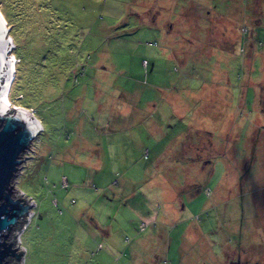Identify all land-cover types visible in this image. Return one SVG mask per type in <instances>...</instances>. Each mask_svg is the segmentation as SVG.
<instances>
[{
	"label": "rangeland",
	"instance_id": "1",
	"mask_svg": "<svg viewBox=\"0 0 264 264\" xmlns=\"http://www.w3.org/2000/svg\"><path fill=\"white\" fill-rule=\"evenodd\" d=\"M0 13L9 110L40 124L13 180L21 264L264 262V0Z\"/></svg>",
	"mask_w": 264,
	"mask_h": 264
},
{
	"label": "water",
	"instance_id": "2",
	"mask_svg": "<svg viewBox=\"0 0 264 264\" xmlns=\"http://www.w3.org/2000/svg\"><path fill=\"white\" fill-rule=\"evenodd\" d=\"M5 32L0 26V94L9 78L10 66ZM37 120L20 111L0 106V264H21L23 252L14 247L9 234L17 232L25 218L32 215V203L26 197L14 194L13 180L26 162V153L40 133ZM236 264V263H231Z\"/></svg>",
	"mask_w": 264,
	"mask_h": 264
},
{
	"label": "bare ground",
	"instance_id": "3",
	"mask_svg": "<svg viewBox=\"0 0 264 264\" xmlns=\"http://www.w3.org/2000/svg\"><path fill=\"white\" fill-rule=\"evenodd\" d=\"M6 23L7 22L5 21L4 17L0 13V26H1V29L5 32V35L7 37L8 28H7ZM6 39H7V42L9 43L7 47L10 49L13 46L11 38L8 37ZM8 59H9V66H10L9 78L6 79V81L4 82V89L1 91V94H0V106H3V111L9 110L11 108L9 100H8V94H9V90L11 87V83L13 82L14 75H15V63H16L15 57H13V55L8 56ZM19 111L22 114L29 117L28 113L24 112L23 110H19Z\"/></svg>",
	"mask_w": 264,
	"mask_h": 264
},
{
	"label": "flooded vegetation",
	"instance_id": "4",
	"mask_svg": "<svg viewBox=\"0 0 264 264\" xmlns=\"http://www.w3.org/2000/svg\"><path fill=\"white\" fill-rule=\"evenodd\" d=\"M11 49H12V47L9 50L11 51ZM249 257H251V256H246V259L243 260L242 262H240L239 259H235V260L229 261L228 264H231V263H236V264H264V262L261 263L260 260L259 261H254V260H252Z\"/></svg>",
	"mask_w": 264,
	"mask_h": 264
},
{
	"label": "built area",
	"instance_id": "5",
	"mask_svg": "<svg viewBox=\"0 0 264 264\" xmlns=\"http://www.w3.org/2000/svg\"><path fill=\"white\" fill-rule=\"evenodd\" d=\"M142 225H143V224H142ZM143 226H144V225H143ZM145 226H146V225H145ZM145 226H144V227H145Z\"/></svg>",
	"mask_w": 264,
	"mask_h": 264
},
{
	"label": "crops",
	"instance_id": "6",
	"mask_svg": "<svg viewBox=\"0 0 264 264\" xmlns=\"http://www.w3.org/2000/svg\"><path fill=\"white\" fill-rule=\"evenodd\" d=\"M38 122V121H37ZM39 123V122H38ZM39 126H40V124H39Z\"/></svg>",
	"mask_w": 264,
	"mask_h": 264
}]
</instances>
